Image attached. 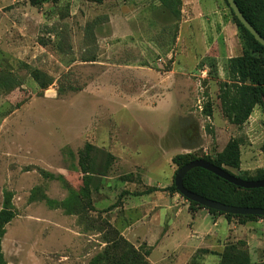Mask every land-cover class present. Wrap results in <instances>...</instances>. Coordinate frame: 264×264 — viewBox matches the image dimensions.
Listing matches in <instances>:
<instances>
[{
	"label": "rangeland",
	"instance_id": "1",
	"mask_svg": "<svg viewBox=\"0 0 264 264\" xmlns=\"http://www.w3.org/2000/svg\"><path fill=\"white\" fill-rule=\"evenodd\" d=\"M175 7L19 0L0 16V210L14 212L1 242L8 264H88L112 237L110 226L155 264L143 235L150 223L165 242L161 193L199 209L167 189L176 155L216 157L234 138L240 167L227 168L264 171V108L256 105L242 124L226 110L235 89L229 59L245 47L230 6L177 0ZM86 143L116 157L90 198L77 164ZM231 246L253 264L240 242L213 239L185 264H221ZM163 252L173 261L179 251Z\"/></svg>",
	"mask_w": 264,
	"mask_h": 264
},
{
	"label": "trees",
	"instance_id": "2",
	"mask_svg": "<svg viewBox=\"0 0 264 264\" xmlns=\"http://www.w3.org/2000/svg\"><path fill=\"white\" fill-rule=\"evenodd\" d=\"M30 1L33 4H39L46 0ZM47 1L57 2L58 0ZM176 1L162 0L173 12L178 13L175 7ZM236 2L245 17L264 37V0H236ZM233 15L241 30L245 47L241 55L229 59V71L235 80V89L233 97L226 105V110L232 123L242 124L249 118L256 105H261L264 108V45L240 22L234 12ZM67 153L69 158L73 156L72 151L68 150ZM199 158H204L235 174L227 167H240V145L233 138L216 157L205 155L196 157L190 154H179L176 155L174 161L180 168L186 163ZM115 159L116 157L113 153L92 143H86L84 148L78 152L77 164L83 173L82 190L85 197H91L93 188L97 186L101 177L108 175ZM235 175L249 180L264 179V171H258L251 176L248 174ZM184 186L197 194L229 205L264 209V187L242 188L201 167L192 168L186 173ZM167 189L179 192L175 184ZM45 200L51 206L57 204L54 199L45 197ZM190 204L192 207L205 208L191 200ZM207 210L214 215H225L228 219L237 218L242 223L247 220L264 218V215L231 214L208 208ZM13 217L14 212L10 206H5L0 210V264H8L4 258L1 242L6 233V224ZM109 232L112 237L107 238L106 247L102 252L95 255L88 264H151L144 254L120 235L117 229L110 226ZM226 263L251 264V260L247 252L238 249L236 246H231L223 255L221 264Z\"/></svg>",
	"mask_w": 264,
	"mask_h": 264
},
{
	"label": "crops",
	"instance_id": "3",
	"mask_svg": "<svg viewBox=\"0 0 264 264\" xmlns=\"http://www.w3.org/2000/svg\"><path fill=\"white\" fill-rule=\"evenodd\" d=\"M19 0H0V16L10 14L6 8ZM1 29V28H0ZM163 210L170 219L168 232L165 235V242H173L170 247L176 248L179 252L173 261L169 248L164 242L160 244V238L154 233L156 226L147 223L143 238L149 242L151 248L150 259L155 264H185L187 257L201 246H204L209 239L218 244L228 241L240 242L249 252L253 264H264V218L249 220L245 223H238L229 220L225 215L212 214L205 208H199L194 212L189 211L187 205L178 199V195L161 193ZM158 249L162 251H157Z\"/></svg>",
	"mask_w": 264,
	"mask_h": 264
},
{
	"label": "water",
	"instance_id": "4",
	"mask_svg": "<svg viewBox=\"0 0 264 264\" xmlns=\"http://www.w3.org/2000/svg\"><path fill=\"white\" fill-rule=\"evenodd\" d=\"M234 14L240 20V22L251 32V34L264 45V37L255 29V27L245 17L236 0H227ZM195 167L204 168L217 176L227 180L228 182L246 189L264 187V179L249 180L241 178L223 167H219L214 163L199 158L192 160L182 167H180L175 174L174 184L177 190L188 200L194 201L205 208L214 209L224 213L241 214V215H264V209L259 207H242L236 205H229L214 199H210L203 195L197 194L184 186V177L186 173Z\"/></svg>",
	"mask_w": 264,
	"mask_h": 264
}]
</instances>
